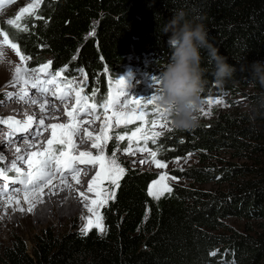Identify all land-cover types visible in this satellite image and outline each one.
Instances as JSON below:
<instances>
[{
  "label": "trees",
  "instance_id": "16d2710c",
  "mask_svg": "<svg viewBox=\"0 0 264 264\" xmlns=\"http://www.w3.org/2000/svg\"><path fill=\"white\" fill-rule=\"evenodd\" d=\"M177 9L202 20L220 55L237 69L223 87L209 73L204 100L236 96L249 87L253 92L242 95L255 106L264 88L253 86L241 69L264 62V0H43L35 15L7 34L31 57L29 70L48 62L50 73L64 69L60 79H83L90 89L87 96L95 92L99 106L109 94V80L132 62L139 69L147 62L151 75L160 76L170 59L161 28ZM203 55L207 68V53ZM263 117L264 109L252 113V120L238 111L191 131L174 129L156 144L151 141L147 147L157 151L162 163L184 160L188 153L198 157V166L172 172L192 185H173L157 200L148 195L155 174L126 169L115 199L102 213L106 234L92 228L81 237L78 225L61 233L44 230L33 238L32 250L24 238L14 236L0 252V264H220L233 259L236 264H264V144L252 125L261 124ZM226 150L252 164L211 161ZM209 183L219 189L196 186ZM233 219L257 224L238 231L226 222Z\"/></svg>",
  "mask_w": 264,
  "mask_h": 264
},
{
  "label": "snow or ice",
  "instance_id": "6c2138e0",
  "mask_svg": "<svg viewBox=\"0 0 264 264\" xmlns=\"http://www.w3.org/2000/svg\"><path fill=\"white\" fill-rule=\"evenodd\" d=\"M42 0H34L33 3L28 4L24 7L19 15L15 19H8L6 22L8 25H16L26 13L29 15H35V9L40 6ZM40 19L39 16L35 17ZM26 30V28L24 29ZM3 34V41L0 42V64L6 61L5 46L10 47L15 54L20 58L22 65H17L14 68V75L11 84L23 85L24 87L16 94V99L22 102L40 103L39 100L31 99L29 93L26 91L27 85L30 83L31 87L36 90L42 97L50 91V87L56 89L52 92L53 96H56L61 102H66L68 98L74 95L76 108L72 111L67 112L69 117V124H54L51 125L52 138L47 141V147L43 151H33L30 152L25 158V156L20 155L17 157V161H13L8 168H0V178L4 180L3 188H0V196L8 194V182L11 181L12 184H19L22 186L24 191V200L28 204L27 209L23 207H16L13 211H28L32 212L35 208V203L39 200L41 194L44 192L45 188H49L53 185V181L59 179L62 185L67 188H71V184L68 183L69 178L71 180L79 183L78 177L81 173V169L77 167L78 165H92L93 167L98 166L99 170L96 172L94 178L88 185L87 192L93 193L95 198H90L84 193H79L82 199L84 207L89 215H82L81 220L84 221L83 226L80 230L81 237H86L89 232L94 227L97 230L98 235H104L107 232V228L103 223V215L101 209L105 207L110 199H115V189L119 188V180L125 175V168L122 167L113 154L111 157L106 156L105 148L108 141L112 138L108 132L113 127V121L115 126L119 127L121 125L133 124L136 121H141L142 125L138 126L130 135L125 137V135H117L116 139L123 141L127 138L129 145L127 148V153L130 155H135L137 152L147 153L150 157L149 160H140L139 163L144 164L151 162L156 168L165 169L167 168L166 163H162L157 159V151H152L147 147L149 140L153 144L157 143V139L162 135L160 131H156L157 126L161 129H166L167 131H172L168 127L169 119L168 113L159 107L158 99L159 94L153 95L150 99L145 100L143 98L137 99L132 97L131 99L123 100L121 102V97L126 96L124 92L125 81L123 79H117L115 85H112L111 79L109 80V85L112 91L109 93L105 102L99 105L103 109L105 114V125L101 129V135L96 136V143H93L92 147L99 149L97 155H93L91 152H80L78 155L74 154L77 144L74 142L73 137L79 133V126L77 123V118L80 115V111H83L85 115L96 113L98 105L96 103H89L88 101L91 97L83 94V88L80 87L75 79H60L61 73L64 69H60L54 73H50L49 69L51 63H45L39 68H33L29 70L26 67V62L31 59V57L23 55L19 50V45L13 43L6 32ZM94 35L93 33H91ZM81 74L84 75L85 81L87 80V74L80 70ZM36 74V78L32 79V74ZM41 74L45 78L41 79ZM157 85H159V79L156 80ZM79 89V90H78ZM57 92L59 93L57 95ZM96 93L93 92L92 96ZM8 99L13 98L12 93L7 94ZM44 103H47L45 100ZM209 105L223 103L222 100H212L207 101ZM148 105L153 106L151 120V126L149 127V121L147 116L149 113L146 111ZM41 109L44 110V104H41ZM111 111V115H107ZM75 113V115H74ZM202 113L205 116H210L211 112ZM99 119V115L96 116ZM0 123L6 124L9 129V138L16 133H27L34 123H36L32 117H29L25 122H21L12 117L6 120H0ZM44 120H39V127L33 133L34 138H38L44 129ZM59 130V134L58 131ZM91 133L88 136L91 137ZM26 138V137H25ZM144 141V146H139V141ZM133 143L137 146L133 149ZM55 145H61L62 147L56 148ZM30 148L35 147L34 144L29 145ZM21 149L16 148V152L20 153ZM192 153H188L186 158H190ZM4 157L0 156V161H3ZM23 163L27 165V171H24L21 167L17 166V163ZM179 163V159L176 161ZM135 163V161L133 162ZM14 172L15 177H10L8 172ZM168 179H176L175 177H169L167 173L159 175V179L154 181L148 191V195L154 199H159L165 192H171V188L166 183ZM109 182L111 186V191L105 186V182ZM20 189H13V191H19ZM17 206L20 205V201L15 200ZM8 206H12L11 197L8 201ZM2 219V217H0ZM210 255H216L215 252L210 253ZM234 256V253H233ZM220 264H236L235 259L230 262L221 261Z\"/></svg>",
  "mask_w": 264,
  "mask_h": 264
},
{
  "label": "rangeland",
  "instance_id": "374dc122",
  "mask_svg": "<svg viewBox=\"0 0 264 264\" xmlns=\"http://www.w3.org/2000/svg\"><path fill=\"white\" fill-rule=\"evenodd\" d=\"M33 2H34V0H9L7 5L0 8V33L6 32L9 34H12L17 29H20L22 21L31 15L26 13L19 21H17L16 25H8L6 21L8 19H15V17L20 14V12L22 11V9L24 7H27L28 4L33 3ZM42 2H43V0H42ZM42 2L40 3V5L42 4ZM39 7L37 9H35V12L39 9ZM2 41H3V34H0V42H2ZM5 52H6V56H7V58H6L7 62L5 61L4 63L6 65L9 64L10 66L13 65V70H14L15 66H17V65H21L22 67L25 66V65H22L20 58L15 54V52L10 47L5 46ZM8 57H9L11 63L8 61ZM12 60H13V63H12ZM28 62H29V60L26 62V67H28L27 66ZM133 63L134 62H132V64H128V66H126L123 69V71H121L119 74L114 75L113 80H112L113 86L115 85V81L117 79H123L125 81L124 92L126 93V96L121 97V102H123V100L131 99L132 97H135L137 99L143 98L145 100H148L153 95L156 94V91L158 89V85L156 83V80L159 77L156 78V77L151 75V73L148 71L149 64L147 62L141 63L140 65H142V68L139 69V67L133 66V65H135ZM11 75L12 76L14 75V71H13V73H11L10 75H8L6 77L8 79L11 78L10 82H12V80H13V77ZM35 78H36V74L33 73L32 79H35ZM40 78L43 79L45 77L43 75H41ZM68 80H71V79H68ZM76 82L80 87L83 88V94L87 95V93H89L90 89H88L84 85V80L83 79H77ZM1 83H2V76L0 77V91H2L5 88V84L3 85V83L2 84ZM55 91H56V89H55ZM108 91L110 93L112 91V88L110 87L108 89ZM251 92H253V89L246 87V88L242 89L241 93L246 94V93H251ZM58 94L59 93L57 92V95ZM242 94H239L236 96H224V97H217V98H209L212 100H218V99L222 100L223 103H220V104L209 105L207 103V101L209 99H206L205 100L206 103L204 106V112H211V115L205 116L203 113H201V125H206V126L211 125L215 121H217L220 116L233 115L238 111L246 112L249 115V118L252 120L251 116L253 113V111H252L253 107L251 106L248 98H245L244 95H242ZM88 96L91 97V99L88 102L89 103H95V101H96L95 97L92 96L91 93ZM0 97H1V94H0ZM107 97H104L100 101H102V103L105 102ZM72 102H75L74 95L72 97H70L69 102H68V106H70ZM3 104L4 103H0V108L3 107ZM98 108H100V107L98 106ZM152 110H153V106L148 105L146 108V111L149 113V115L147 116V119L149 121V127L151 126V120L153 119V116L151 114ZM91 115H90V117H91ZM107 115L110 116L111 111H109V113H107ZM6 117L7 116L5 115L4 111L0 110V120H6L7 119ZM104 118H106V117H105L104 112H102V115L99 116V119H95L94 124L104 127V125H105V120H103ZM67 119L68 118H65L63 120L64 124H66V122L70 121L69 119H68L69 121ZM17 120H24V118H18L17 117ZM141 125H142L141 121H136L133 124H129L126 126L121 125L119 127H116L115 122L113 121V127L108 132V134L112 138L108 141V143L106 145V148H105L106 156L111 157L113 154H115L117 162L122 167H124L125 170L130 168V169L139 170V171H142L145 173L155 174L156 180L159 179V175H161V174L167 173V175L169 177H174L172 175V172L174 170H183V169H186L189 167L198 166L199 159L197 156H193V155H191L190 158H186L184 160H179V163L176 162L177 160L171 161L168 164L166 163L167 168H165V169L156 168L155 165L152 164L151 162L144 163V164L139 163V161L142 159L150 161V157L148 156V154L147 153H140V152H137L135 155L128 154L127 148L129 145V141L127 140V138L123 141H119L116 139V136L117 135H125V137H127L128 135L131 134L132 131H134L138 126H141ZM252 125L256 128V130L262 136L261 144H264V117H263V121L261 122V124H256L253 121ZM0 126H4V125L1 124ZM168 127L171 128L172 131L174 130L171 127L170 123L168 124ZM156 131H160L162 133V135L160 137L167 136L171 132V131H167L166 129H161L159 126H157ZM97 133L101 134V131H97ZM58 134H59V131H58ZM248 142L255 143V144L260 143L259 141H256V140H249ZM150 144H151V140L148 141L147 145H150ZM57 146H58V148L62 147L61 145H57ZM132 146H133V149H135V147L137 145L135 143H133ZM139 146H141V147L144 146L143 140L139 141ZM39 151H41V149ZM98 152H99V149H96L95 153L98 154ZM79 153L80 152H76V151L74 152V154H76V155H78ZM96 154H93V155H96ZM260 155L261 154H259V156ZM158 157H159V154L157 153V159H158ZM215 158H218V159H215ZM216 160H217V163H219L218 160H220L222 163L225 162L226 164L229 163V164H233V165H241V164L251 165L252 164V162H247V161L243 160L237 154L236 151H232V150H226V151H224L220 154H217V155L214 154L213 160H211V161H216ZM134 161H135V163H133ZM221 162L219 164H221ZM0 163L3 165V168L10 167L9 162L5 158L3 161H0ZM93 172H95V171H93ZM93 172L88 173V175L94 174ZM8 175L10 177H15V173L11 172V171L8 172ZM166 183L169 185L171 190H172L173 185H179V186L192 185L191 182H189L185 179H177V178L176 179H168L166 181ZM16 185H17V187H13V189L14 188L15 189H21L20 188L21 186L19 184H15V186ZM105 186L108 187L109 191H111V186L109 185V182H106ZM196 186L199 188H202L204 190H207V191H216L217 189H219L218 185H216L215 183H209L206 185H196ZM11 189H12V186H11ZM9 193L12 194V196H13V195H16L14 193H18V194L20 193L21 194V190H19L17 192L14 191V193H13V190L12 191L9 190ZM168 193L169 192H165L162 196H164ZM0 198H1V200L6 199V198H2V197H0ZM39 200H40V198H39ZM39 200L35 203V205L39 203ZM111 200L112 199H110L108 201L107 205L109 204V202ZM107 205L105 207H107ZM19 207H23V208L27 209L28 204L27 203L22 204ZM105 207H103L101 209L102 213H103V210ZM30 213H32V212H28V211L21 212V211L17 210V211H9L7 213V215L2 216V219H0V252L3 248L12 244L14 236H21L22 238H24L29 250H32L33 238L37 234H39L40 232H42L44 230H49V231H52L54 233H61V232L67 230L68 228H70L72 226L78 225V226L82 227L84 224V221L81 220L82 215H74V216L66 219L65 221H60V219H58V220L55 219V220L49 221L48 223L37 224L36 221L34 220V218L30 215ZM18 217L23 219V222H21L20 224L16 223V219ZM226 222L231 227H233L234 229H236L238 231H243V230H246L247 228H252V227L255 228V226L257 224V223H252V222L247 223L246 221H241V220H237V219L229 220ZM7 223H9V224H7Z\"/></svg>",
  "mask_w": 264,
  "mask_h": 264
},
{
  "label": "bare ground",
  "instance_id": "6f19581e",
  "mask_svg": "<svg viewBox=\"0 0 264 264\" xmlns=\"http://www.w3.org/2000/svg\"><path fill=\"white\" fill-rule=\"evenodd\" d=\"M8 61L11 63L9 57ZM13 71V65H6L5 63L0 65V77L2 76V83L3 85L5 84V88L0 91V103H4L3 107L0 108V110L4 111L5 115L7 116L6 118L12 117L16 120L17 117L24 118V120H19L23 123L29 117H32L36 123L32 125L34 126V128L26 134H14L11 136V138H9L10 129L8 128V126L6 124L0 123V125H4L0 126V156H3L9 162L10 165L13 161H17L18 156L23 155L25 156V158H27L30 152L39 151L42 146H45L47 141L52 138L51 125L61 123L64 124L63 120L65 118L69 119V117L67 116V112L72 111L74 108L77 107L75 102H72L71 105L68 106L70 98H68L66 102H61V100L56 98V96L49 98L47 100V103H31L30 100L28 102L19 101L15 97L16 94L24 86H13L10 82L11 78H6L8 75L13 73ZM26 91L29 93L31 99L38 100V96L32 94L30 91V83L27 85ZM8 93L13 94L12 99L7 98ZM41 104H44V110L41 109ZM102 110V108L97 107L96 113L92 115H85L83 111H80V115L77 118L79 133L73 137L74 142L77 144V148L75 150L76 152H91L92 154H96V148H93L92 145L93 143L97 142L95 140V137L101 135L98 134L97 131H101L103 126H98L94 124V121L97 115H102ZM90 115L94 116V120L90 118ZM41 119H43L45 122V130H43V134H41L38 138H34L33 133L35 132V129L39 127L38 122ZM105 119L106 118H104L103 120ZM88 133L92 134L91 137L88 136ZM25 137H30L31 142H25ZM30 144H34L35 147L30 148ZM16 148L21 149L20 153L16 152ZM17 166L21 167L24 171H27L26 164L18 162ZM77 167H79L80 169L83 168L84 172L78 179L79 183H76V181L74 182V180H68V183L71 184L72 190H74V192L70 190L71 188H67L65 185H62L59 179L53 181L52 186L44 189V192L40 196L39 203L35 205L34 210L32 211V213H30V215L34 218L37 224L48 223L49 221L55 219L65 221L66 219L74 215H89L84 207V204L82 202L81 197L79 196L78 191L83 186H88L90 179L96 174L99 168L97 167V169H92L89 165H78ZM90 172H93L94 174L88 175V173ZM0 185H4V183L0 181ZM11 186L12 189L8 188V194L0 196L2 198H6L3 200H1L0 198V217H2L3 215H7L9 211H13V209L16 207H19L22 204H26L24 200V191L22 186L20 185L21 194L14 193L13 191V193L16 194L13 196L9 193V190L12 191L13 187H17V185L15 186L14 184H12ZM92 195L93 198H95L93 193ZM10 197L12 200L11 207L8 206V201ZM17 199L20 201L19 206L15 204V200ZM21 222H23V219L18 217L16 219V223L20 224Z\"/></svg>",
  "mask_w": 264,
  "mask_h": 264
},
{
  "label": "clouds",
  "instance_id": "9594fccd",
  "mask_svg": "<svg viewBox=\"0 0 264 264\" xmlns=\"http://www.w3.org/2000/svg\"><path fill=\"white\" fill-rule=\"evenodd\" d=\"M167 36L170 59L159 76L158 105L168 113L171 127L177 131H191L201 125V113L206 101L202 93L210 73L217 86L235 78L237 69L220 55L211 42L205 23L189 19L187 12L177 9L161 28ZM207 53L209 67H204ZM252 85L264 88V62L255 61L242 67ZM264 109V95L253 106L254 114Z\"/></svg>",
  "mask_w": 264,
  "mask_h": 264
}]
</instances>
